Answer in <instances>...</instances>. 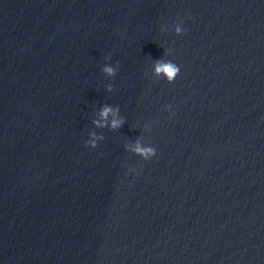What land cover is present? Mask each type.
I'll return each mask as SVG.
<instances>
[{"label": "clouds", "instance_id": "obj_1", "mask_svg": "<svg viewBox=\"0 0 264 264\" xmlns=\"http://www.w3.org/2000/svg\"><path fill=\"white\" fill-rule=\"evenodd\" d=\"M105 71L111 74L113 70L111 68H105ZM157 71L158 72L163 71L167 74V76L169 78H174L175 74L179 71V69L175 65L168 64L166 66H159L158 65ZM109 111H111L110 108H105L102 115L107 116ZM118 123H119L118 121L114 120L112 126L116 127L118 125ZM137 152H140L141 154H144V155H147V154L155 155V153L152 149L142 150L138 147Z\"/></svg>", "mask_w": 264, "mask_h": 264}]
</instances>
